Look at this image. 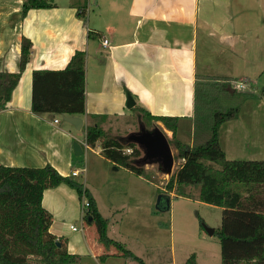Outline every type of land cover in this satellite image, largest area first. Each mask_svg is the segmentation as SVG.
Masks as SVG:
<instances>
[{"label": "crops", "instance_id": "obj_1", "mask_svg": "<svg viewBox=\"0 0 264 264\" xmlns=\"http://www.w3.org/2000/svg\"><path fill=\"white\" fill-rule=\"evenodd\" d=\"M23 1L0 0V72L18 73L21 40L31 42L25 70L7 107L0 111V165L6 167L50 165L60 175L72 177L71 171L79 168L74 143L81 154L91 150L83 148L84 129L97 125L107 131L136 112L177 117L179 125L189 123L192 130L195 77L237 79L235 72H240L252 84L245 72L264 53V0H104V6L96 0L98 12L92 20H86L88 7L80 0H51L53 7L30 10L24 17ZM103 39L108 41L105 47ZM75 51L85 53V114H34L33 71L62 70ZM127 94L136 111L126 107ZM64 117H80L81 129ZM231 121L220 133L227 131ZM263 157L262 145L246 159ZM78 177L73 178L78 182ZM41 203L52 215L49 232L66 242L69 254L77 259L85 254L94 259L119 255L107 252L96 236L91 242L85 239L83 223L81 235H71L72 221L83 219L82 201L73 189L63 184L47 189Z\"/></svg>", "mask_w": 264, "mask_h": 264}, {"label": "trees", "instance_id": "obj_2", "mask_svg": "<svg viewBox=\"0 0 264 264\" xmlns=\"http://www.w3.org/2000/svg\"><path fill=\"white\" fill-rule=\"evenodd\" d=\"M53 7L51 0H24L21 13ZM82 10L78 11L81 16ZM31 42L22 38L19 72H0V111L5 109L21 73L29 61ZM85 53L75 51L62 70H35L32 73L31 111L34 114L83 116L85 114ZM236 79L197 75L193 85L192 143L176 139L180 118L153 117L143 113V122H161L172 133L182 161L166 184L172 192L178 186H200L202 202L222 209L220 228L213 235L221 241L222 260L264 262V160H228L220 143V129L238 113L231 101L237 92H228ZM136 111L135 108H132ZM89 147L100 143L102 156L137 176L144 170L135 164L140 156L136 144L123 143L97 125L87 126ZM126 150H130L126 153ZM218 166L219 168H216ZM65 185L80 201L86 199L83 219L95 225L97 241L105 250L115 248L119 256L145 264L131 251L107 236V222L83 184L73 177L60 175L52 166L41 168L0 165V264H74L66 242L49 232L52 215L42 206L47 189ZM106 255H103V258ZM184 264H197L191 255Z\"/></svg>", "mask_w": 264, "mask_h": 264}, {"label": "rangeland", "instance_id": "obj_3", "mask_svg": "<svg viewBox=\"0 0 264 264\" xmlns=\"http://www.w3.org/2000/svg\"><path fill=\"white\" fill-rule=\"evenodd\" d=\"M80 3L88 7L86 20L94 19L98 12L96 0H80ZM104 3V0H100V5L104 6ZM258 58L260 60L254 68L245 72L252 84L241 78L242 73L235 72V76L238 75L235 82H243L245 88L234 90L237 94L231 106L237 107L238 113L227 131L220 133V143L225 148L228 160H250L252 154L264 146V53ZM228 92H232L230 86ZM141 116L143 114L136 112L128 118L117 120L107 132L111 137L124 140L131 133H139L142 126L146 131L160 129L165 133L173 153L174 165L170 174L164 173L158 161L143 162L142 149L135 161L144 170L141 179L106 160L101 154L100 143L78 155L79 167H84L85 172L77 180L97 199L100 211L107 219V236L145 264H184L191 255H194L197 264H254V261L222 260L221 241L215 235L210 236L205 229L215 231L220 228L222 209L202 202L200 186L174 184L173 191L168 192L166 184L182 161L175 158L177 150L170 143L172 134L155 122H143ZM178 127L176 139L190 145V124L182 122ZM256 160H264V157ZM82 223L86 231L85 239L91 242L94 236L97 238L95 225L90 227L84 219L72 221L77 232L71 231V235H81ZM75 245L79 247L77 240ZM110 250L117 252L112 247ZM75 264L139 263L119 255L94 259L91 254H85L80 255Z\"/></svg>", "mask_w": 264, "mask_h": 264}, {"label": "water", "instance_id": "obj_4", "mask_svg": "<svg viewBox=\"0 0 264 264\" xmlns=\"http://www.w3.org/2000/svg\"><path fill=\"white\" fill-rule=\"evenodd\" d=\"M125 105L128 109L133 108L135 105V102L130 94L126 95ZM63 120L73 125L77 130L81 129L83 123L80 117H64ZM121 141L123 143H134L142 149L144 151L143 162L158 161L161 164L164 173L170 174L172 172L174 165L173 153L165 133H163L160 129L155 128L152 131H146L142 126L140 127L139 133H131ZM73 147L75 154L80 155V146L77 143H74ZM88 222H92L90 218H88ZM205 229L210 236L213 235L214 229Z\"/></svg>", "mask_w": 264, "mask_h": 264}, {"label": "built area", "instance_id": "obj_5", "mask_svg": "<svg viewBox=\"0 0 264 264\" xmlns=\"http://www.w3.org/2000/svg\"><path fill=\"white\" fill-rule=\"evenodd\" d=\"M107 44H108V41L103 39L102 40V45L105 47V46H107ZM244 88H245V84L243 82H235V84L232 83L230 85V89L232 91H234V90H243ZM57 122H58L57 120H54V123H57ZM82 145H83L84 150H88L89 149L87 141L82 143ZM129 152H130V150H126V153H129ZM84 172H85V168L84 167H79L78 169H73L71 171V176L75 177V176L83 174ZM87 208H88V202H87L86 199L83 198L82 199V207H81L83 216H84V213L87 211ZM70 229L72 231H76V228L74 226H71Z\"/></svg>", "mask_w": 264, "mask_h": 264}]
</instances>
